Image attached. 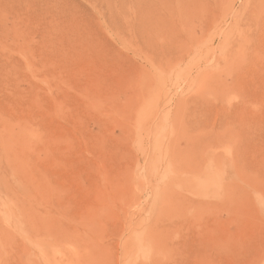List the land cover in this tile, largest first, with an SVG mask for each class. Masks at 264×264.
<instances>
[{
    "label": "rangeland",
    "instance_id": "rangeland-1",
    "mask_svg": "<svg viewBox=\"0 0 264 264\" xmlns=\"http://www.w3.org/2000/svg\"><path fill=\"white\" fill-rule=\"evenodd\" d=\"M0 264H264V0H0Z\"/></svg>",
    "mask_w": 264,
    "mask_h": 264
},
{
    "label": "bare ground",
    "instance_id": "bare-ground-1",
    "mask_svg": "<svg viewBox=\"0 0 264 264\" xmlns=\"http://www.w3.org/2000/svg\"><path fill=\"white\" fill-rule=\"evenodd\" d=\"M141 3V2H140ZM139 11H140V17L142 16V15H147L148 13H145V10L143 11L142 9L140 10V8H139Z\"/></svg>",
    "mask_w": 264,
    "mask_h": 264
}]
</instances>
